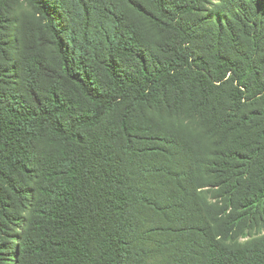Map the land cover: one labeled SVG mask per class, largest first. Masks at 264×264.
<instances>
[{
    "label": "trees",
    "instance_id": "1",
    "mask_svg": "<svg viewBox=\"0 0 264 264\" xmlns=\"http://www.w3.org/2000/svg\"><path fill=\"white\" fill-rule=\"evenodd\" d=\"M158 176L187 227H136L174 211ZM159 234L264 264V0H0V264H135Z\"/></svg>",
    "mask_w": 264,
    "mask_h": 264
},
{
    "label": "rangeland",
    "instance_id": "2",
    "mask_svg": "<svg viewBox=\"0 0 264 264\" xmlns=\"http://www.w3.org/2000/svg\"><path fill=\"white\" fill-rule=\"evenodd\" d=\"M162 161L180 171L187 170L190 167L189 158L184 156L183 153L172 159L164 158ZM139 183L161 205L171 206L174 209L168 217H162L151 209L143 207L135 208L133 217L139 231L156 227L180 228L190 225L191 218L188 215V211L183 209V207L187 208V205L169 180L158 176L148 179L142 178ZM251 236L253 237L255 234ZM187 239L174 234H159L153 236L148 241H140L135 247L137 256L135 264H188L190 257V248L188 246L190 244ZM245 240L242 239V241ZM144 252H149L150 255L142 258L141 254Z\"/></svg>",
    "mask_w": 264,
    "mask_h": 264
}]
</instances>
